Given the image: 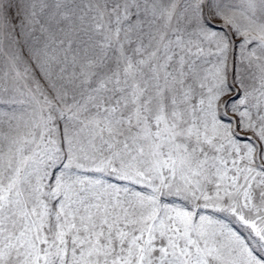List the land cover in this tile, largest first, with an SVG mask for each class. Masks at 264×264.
<instances>
[{
  "label": "snow or ice",
  "instance_id": "snow-or-ice-1",
  "mask_svg": "<svg viewBox=\"0 0 264 264\" xmlns=\"http://www.w3.org/2000/svg\"><path fill=\"white\" fill-rule=\"evenodd\" d=\"M0 264H264V0H0Z\"/></svg>",
  "mask_w": 264,
  "mask_h": 264
}]
</instances>
